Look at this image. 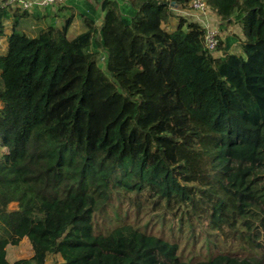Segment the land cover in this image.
<instances>
[{"label": "trees", "instance_id": "trees-1", "mask_svg": "<svg viewBox=\"0 0 264 264\" xmlns=\"http://www.w3.org/2000/svg\"><path fill=\"white\" fill-rule=\"evenodd\" d=\"M8 1L0 264H264V0H203L241 31L217 58L198 22L163 26L193 0H103L100 25L34 37Z\"/></svg>", "mask_w": 264, "mask_h": 264}, {"label": "rangeland", "instance_id": "rangeland-1", "mask_svg": "<svg viewBox=\"0 0 264 264\" xmlns=\"http://www.w3.org/2000/svg\"><path fill=\"white\" fill-rule=\"evenodd\" d=\"M3 0H0V3H2ZM71 1H76L77 4L79 5L78 9L83 12V13H88V11L92 13L95 21H96V25H100V22H101V19L103 17V12H102V9H101V2L103 0H71ZM8 4V3H7ZM62 5L58 6V7H54L52 9H57V8H60ZM17 9V6H13V10H16ZM42 11L44 10H47L46 9H40ZM93 10V11H92ZM171 13H172V18L171 20L168 22V23H165L163 26L166 30L168 31H174L176 28H177V25L179 23V19L180 17H185L187 20L189 21H195L194 18H190L189 16H187L185 14L186 11H189V8L187 9H182V8H177V9H171ZM18 12V14H21L23 11L18 7V10H16ZM33 11V10H31ZM80 12V13H81ZM214 14V13H213ZM215 16V15H214ZM214 22L216 23L217 22V26H219V23L217 21V18L216 16L214 17ZM23 19V22H22V27H25V29L27 30V33L30 35V36H36L39 32L40 29H42L43 27H46L47 26V22H34V23H30V20L27 19V17H22ZM216 19V21H215ZM196 22V21H195ZM59 26L63 27L65 21L64 20H59ZM12 24H13V19H10L6 22V31L10 32L11 29H12ZM81 29H84L85 30V26L84 24L82 23L80 25ZM21 28V26H20ZM19 28L18 32H21V29ZM219 30V29H218ZM78 32V30H72L71 32H69V37L70 38H73L75 37L76 33ZM230 33H233V34H237V35H240L241 36V31L240 29L238 28V26H235V27H232L229 31H226L225 33L223 32H220L219 31V39H222V38H225L226 35L230 34ZM3 40V39H2ZM5 44V41H3V45ZM96 46V45H94ZM231 52L232 53H235V54H242V51H241V48L239 46V44H236L232 47L231 49ZM100 60H99V65L104 68V64H105V61L103 60V53L100 54ZM216 58L219 57V55L217 54L215 56ZM3 152H6L5 149L2 150ZM17 208V204L16 203H12L10 205V209L14 210ZM32 255V251H31V246L28 242L27 239H23L18 245L16 246H9L7 248V256H8V259L13 262L17 259H20V258H29L30 256ZM63 262V259L60 255H53L51 256L48 261H47V264H60Z\"/></svg>", "mask_w": 264, "mask_h": 264}, {"label": "built area", "instance_id": "built-area-1", "mask_svg": "<svg viewBox=\"0 0 264 264\" xmlns=\"http://www.w3.org/2000/svg\"><path fill=\"white\" fill-rule=\"evenodd\" d=\"M17 1L18 0H9L8 4L14 5ZM66 1L67 0H20L18 1V7L22 11L30 12L35 8L46 9L49 7H58L63 5ZM187 15L190 18H194L196 22L206 29V35L204 38L205 48L213 55H217L219 30L217 22H214V14L211 9L203 0H193L189 4V11L187 12Z\"/></svg>", "mask_w": 264, "mask_h": 264}, {"label": "crops", "instance_id": "crops-1", "mask_svg": "<svg viewBox=\"0 0 264 264\" xmlns=\"http://www.w3.org/2000/svg\"><path fill=\"white\" fill-rule=\"evenodd\" d=\"M79 5L77 4L76 1H71L68 0L65 4H63L60 8L57 9H47V10H40V9H33V11H30L28 13L27 19L30 20V23H34V22H47V26L49 25H56L57 27H61L59 26V20H64L66 18L69 17L70 13L74 12L76 15L79 12L78 9ZM187 12H185V14L187 15ZM188 16V15H187ZM22 22L23 19L20 20V25L22 27ZM81 21L79 20L78 17H76V20L73 22V24L70 27L69 32H71L72 30H78V32L76 33L75 36H77L78 34L82 33L83 31H85L84 29H81L80 25H81ZM43 27V28H46ZM22 30L28 35L27 30L25 29V27H22ZM10 32L6 31L5 35H8ZM0 36V53H4L7 49V41H6V36ZM30 37H34V36H30ZM3 39V40H2ZM3 41H5V44L3 45Z\"/></svg>", "mask_w": 264, "mask_h": 264}]
</instances>
